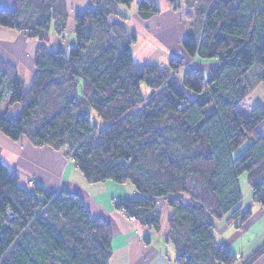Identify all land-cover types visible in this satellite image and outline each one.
<instances>
[{
  "label": "trees",
  "instance_id": "obj_1",
  "mask_svg": "<svg viewBox=\"0 0 264 264\" xmlns=\"http://www.w3.org/2000/svg\"><path fill=\"white\" fill-rule=\"evenodd\" d=\"M169 1L177 10L179 0ZM183 1L195 10L196 32L182 47L215 64L207 73L174 58L167 67L135 62L136 34L109 18L127 21L119 6L135 4L147 21L160 14L157 0H93L74 17L68 56L48 46L52 29L66 32V0H17L16 9L0 10L1 27L40 43L28 90L0 60V132L65 151L89 183H130L138 196L118 210L156 232L166 203L175 264H254L264 244L242 261L214 229L224 219L240 229L252 217L242 205L244 176L264 213V108L249 117L240 110L254 68L264 88V0ZM142 85L154 92L148 100ZM5 102L20 114L2 111ZM91 111L105 126L93 124ZM112 244L110 225L80 196L23 189L0 159V264H109Z\"/></svg>",
  "mask_w": 264,
  "mask_h": 264
},
{
  "label": "crops",
  "instance_id": "obj_2",
  "mask_svg": "<svg viewBox=\"0 0 264 264\" xmlns=\"http://www.w3.org/2000/svg\"><path fill=\"white\" fill-rule=\"evenodd\" d=\"M138 1L140 0H136ZM92 2L93 0H66L67 29L64 36L53 37L48 45L51 50L62 51L68 56L76 47L74 17L76 13L91 6ZM157 4L160 14L147 21L139 17L136 5L119 6L121 13L130 18L129 21H122L116 16L109 18L110 24H121L127 32L131 29L138 36V42L133 47V57L141 66L154 64L164 67L163 64L169 59L189 57L182 47L183 40L191 34H188L187 26L177 21L175 13L172 9L169 10L167 0H157ZM16 7L17 0H0V10L12 11ZM51 34L56 35L54 29ZM39 46L38 41L25 33L0 26V60L16 69L26 90L30 88L36 75L34 57ZM2 109H8L11 116H17L21 111L19 105L7 108L6 102ZM260 132L264 133V123ZM0 159L11 172L17 174L21 188L34 191L37 187L47 193L66 191L78 195L93 218L104 219L113 233V253L109 264H175L176 253L167 241V222L172 211L166 203L160 202L158 210L162 214L161 229L156 232L136 220H130L118 210L114 199L125 202L138 196L130 183H89L74 161L62 150L34 146L24 137L13 141L0 132ZM31 180L34 181L32 187L29 186ZM240 187L243 196L247 193L250 199L252 193L245 176L240 178ZM242 205L245 211L252 212L249 221L240 229L227 223L225 219L218 221L214 233L219 243L226 245L239 259L246 261L264 244V213L252 200L243 201ZM254 264H264V255Z\"/></svg>",
  "mask_w": 264,
  "mask_h": 264
},
{
  "label": "rangeland",
  "instance_id": "obj_3",
  "mask_svg": "<svg viewBox=\"0 0 264 264\" xmlns=\"http://www.w3.org/2000/svg\"><path fill=\"white\" fill-rule=\"evenodd\" d=\"M167 1H168V4H169L168 5L169 6V10L172 9V11L175 13V15L177 17L176 18L177 21L179 23H181V25L185 24V26H187L186 28H187L188 34H190V33L192 34V33L196 32L195 31L196 30L195 29V12H194L195 10L192 9V8H189L187 5H185L183 0H179V2L177 4L179 7H178L177 10H175L173 8V6L171 5L170 1L169 0H167ZM133 5H135V4H133ZM129 19L130 18H128L127 20L129 21ZM75 29H76V25H75ZM132 32H134V31L129 29L128 33L131 34ZM55 36H58V35L57 34L56 35L51 34V39L50 40L52 41L53 37H55ZM137 39H138V36H137ZM65 43H67V41ZM176 51H178V50H176ZM174 59L183 61L185 67H188L190 69H199L201 71H204L205 73H207L208 70L212 66H215V64L212 63V62H203V61L195 62V60H190L189 57H185V56L176 57ZM159 60H162V59H159ZM169 60H168L167 63H164V64H163V61H161V63L164 65V67L168 66ZM259 73H260L259 70L257 68H254L251 71V73L249 74V76L247 77V85L251 89H250V94L247 97V99L240 105V110H241V112L243 114L250 115L249 111L254 106H256L257 104L263 106V108H264V88H263V85H262V83L260 81V77H259L260 74ZM141 93H142V96H143V98L145 100L150 99L152 97V95L154 94L153 90H151L150 88H148L145 85L141 86ZM90 115H91V118H92V121H93L94 125H96V126H98L100 128L105 126L106 123L103 122L93 111L90 112ZM245 147H246V145H244L241 150H243ZM240 151H238L235 155H238L240 153ZM243 199H244L243 200L244 202H247L249 200L253 201L252 194H251V198L249 199V196L246 193V195L243 196ZM225 220H227V219H225ZM216 224H217V222L215 223V225Z\"/></svg>",
  "mask_w": 264,
  "mask_h": 264
},
{
  "label": "built area",
  "instance_id": "obj_4",
  "mask_svg": "<svg viewBox=\"0 0 264 264\" xmlns=\"http://www.w3.org/2000/svg\"><path fill=\"white\" fill-rule=\"evenodd\" d=\"M29 185L32 187V186L34 185V181L31 180V181L29 182ZM114 202H115L116 205L119 204V200H118V199H114ZM120 211H121L122 213L125 214V209H124V208H121ZM128 218H129L130 220H134V219L131 218V217H128Z\"/></svg>",
  "mask_w": 264,
  "mask_h": 264
}]
</instances>
